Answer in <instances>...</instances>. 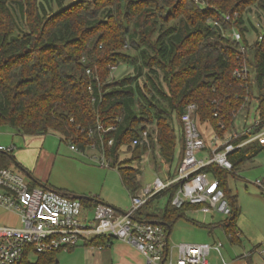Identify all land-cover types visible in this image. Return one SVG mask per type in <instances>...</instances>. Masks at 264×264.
<instances>
[{
	"label": "trees",
	"instance_id": "16d2710c",
	"mask_svg": "<svg viewBox=\"0 0 264 264\" xmlns=\"http://www.w3.org/2000/svg\"><path fill=\"white\" fill-rule=\"evenodd\" d=\"M234 11L238 17L233 22L222 20V13ZM251 13L263 17L264 0H0V126L20 135L56 133L84 150L93 142L98 145V122L115 125L104 134V142L113 137L106 156L119 166L131 194L140 187L139 169L131 162L148 149L131 142L146 129L151 146L158 144L174 176L184 150L180 116L188 103L198 107L203 136L210 129L225 138L245 96V107L251 100L257 102L260 122L254 130L264 128V39L249 45ZM232 25L241 30L247 46V79L233 75L240 45L224 34ZM121 63L131 72L109 79L111 67ZM216 107L221 108L218 116L213 114ZM124 146L133 148L130 157L121 159ZM249 149L231 156L233 167L249 158ZM12 158L0 151V168L9 166ZM213 172L225 191L226 171L213 167ZM176 188L173 183L153 196H169L158 218L170 230L188 207L198 208L174 206ZM231 206L223 226L237 239L239 210ZM163 227L168 236L170 231ZM111 241L96 237L91 243ZM57 253L38 254L34 262L24 257L20 264H49Z\"/></svg>",
	"mask_w": 264,
	"mask_h": 264
},
{
	"label": "built area",
	"instance_id": "2783aa9c",
	"mask_svg": "<svg viewBox=\"0 0 264 264\" xmlns=\"http://www.w3.org/2000/svg\"><path fill=\"white\" fill-rule=\"evenodd\" d=\"M198 1V0H194ZM238 12L222 13L224 22H233ZM255 39L249 45L264 39V18L253 16ZM211 24L219 25L217 20ZM231 40L239 43L237 64L233 75L239 79H247L250 68L247 56V46L243 42L241 30L232 25L228 30ZM111 68H114L112 66ZM86 72L89 74L90 69ZM91 90V87H88ZM235 111L233 117L245 108L247 101ZM197 105L188 103L180 116L184 136V150L177 172L174 176L162 179L156 177L151 187L142 194L131 195V205L125 213L101 203H96L90 213L80 199L68 194L40 186L31 187L23 174L12 167L0 168V208L16 212L20 217L19 226L0 225V264H20L24 257L32 254L49 252H69L79 246L97 247L91 240L96 237L118 239L132 244L145 257L146 264H173L175 260L181 264H208L206 256L211 248L219 250L220 242L207 243H179L169 247L167 233L159 224L144 223L135 218L138 211L158 192L165 190L173 183L177 184L171 203L180 207L184 204L198 206L202 212H218L230 215L232 208L226 198L222 181L214 175L213 167L231 171L234 155L245 143L257 141L264 145V128L254 130L259 124L257 118L253 123V130L247 128L243 132L231 130L221 139L215 132L206 140L197 123ZM221 113V108L214 109V116ZM98 145L93 142L88 149L92 159H98L101 165L109 166L106 149L113 144L110 136L104 142V134L114 131L116 126L97 124ZM244 135L238 142L233 140ZM148 131H141L139 137L132 139L131 145H148ZM72 151H80L75 143L69 145ZM16 149L14 143L9 146L0 145L1 152L12 153ZM255 185L264 192V177L255 180ZM254 251L264 260V241L255 247Z\"/></svg>",
	"mask_w": 264,
	"mask_h": 264
},
{
	"label": "rangeland",
	"instance_id": "374dc122",
	"mask_svg": "<svg viewBox=\"0 0 264 264\" xmlns=\"http://www.w3.org/2000/svg\"><path fill=\"white\" fill-rule=\"evenodd\" d=\"M250 16L254 20L253 16L256 14L251 13ZM224 34L228 35V31H224ZM248 37L254 40L255 32L250 30ZM253 58L251 52V62ZM129 72H131V67L121 63L118 68L110 69L108 78H119ZM257 118V102L251 100V104L242 108L234 117L232 128L239 132L252 127ZM199 129L203 130L200 127ZM206 131L204 137L208 140L211 137V131L210 129ZM20 138L22 137L7 125L0 126V145L9 146L12 143H18ZM41 138L42 151L36 163H34L35 157L32 156V177L34 179L60 191L94 195L122 210L130 207L131 193L122 182L119 166L112 162L109 166L101 165L98 159L91 158L92 154H97L93 149L72 151L69 147L70 142L61 140L59 134L48 133L42 135ZM148 141L146 153L140 160L131 162V166L141 168L139 175L141 187L152 184L157 176L164 178L171 168L160 156L158 144L154 143L152 147L150 139ZM254 144L259 148L257 154L243 162H238L231 171H226L222 175L227 200L230 206L232 202L239 210L236 225L242 231L241 237L238 239L229 237L223 226L229 216L215 211L202 212L189 208L185 210V215L179 217L172 225L167 236L169 247H174L179 243L214 244L220 242L222 245L219 250L211 248L206 256L208 264L257 263L255 260L260 257L254 249L264 241V192L255 185V180L264 177V146L259 143ZM124 149L125 146L122 148L121 159L131 156L132 150ZM177 152L178 148L176 155ZM10 167L19 171L13 163ZM21 173L26 182L30 183L31 178L22 171ZM168 201V195L159 197L161 207H165ZM0 225L19 226L20 217L16 212L0 208ZM111 242L110 246H103L101 249L79 246L69 252H59L49 264H121L122 262L129 263L130 259L138 264H146L145 257L133 245L122 246V241L115 238ZM175 250L173 248V264H181L175 260ZM37 257V254H32L27 257V260L34 262Z\"/></svg>",
	"mask_w": 264,
	"mask_h": 264
},
{
	"label": "crops",
	"instance_id": "0c3cea01",
	"mask_svg": "<svg viewBox=\"0 0 264 264\" xmlns=\"http://www.w3.org/2000/svg\"><path fill=\"white\" fill-rule=\"evenodd\" d=\"M247 129V128H246ZM249 129L253 130L252 127H249ZM245 129L239 131V132H243ZM20 135V134H19ZM22 138H20V140H18V143H14L18 146H16V150H14L11 154V156L13 157V159L23 168L25 169L29 174H31L32 176V156H34V163L37 162V160L39 159V156L41 154V151H42V138L41 136L42 135H20ZM243 137H245L244 135H241ZM254 143H258L257 141H249L247 143H245L234 155H239L241 153V151H243L245 148H250L246 153L245 155L248 156L249 158L250 157H253L255 154V151L258 150L259 148L257 147V145H255ZM264 146V145H263ZM257 154V153H256ZM246 160V159H245ZM243 162V161H241ZM13 162H10L7 166V167H10V165L12 164ZM14 164V163H13ZM139 169V172L137 174L138 176V181H139V175H140V171H141V168L138 167ZM172 176V167L170 168L169 170V174L164 176V178L162 179H167L168 177H171ZM159 177V176H157ZM36 180V179H35ZM36 182L40 183V184H43L41 183V181H38L36 180ZM153 184V183H152ZM152 184L150 185H147L145 187H139L134 193H132L131 195H139V194H142L143 191L149 187L152 186ZM29 185L31 187H34V186H38L36 183L35 184H32L31 182L29 183ZM44 186H46L47 188L50 187L51 189H54V190H57L51 186H47L45 184H43ZM76 194V193H74ZM88 196H92L94 198H97L98 200H100L98 197L94 196V195H89ZM161 196V195H160ZM152 197V199L150 200V202L147 203L138 211V213L136 214L135 218L137 220H159L158 216L161 214V212L163 211V208L164 207H161L160 204H159V197ZM102 201V200H100ZM104 202V201H102ZM106 203V202H104ZM108 204V203H107ZM85 207V211L87 213H90L91 212V209L93 208V205H84ZM189 208H194V207H188L187 209ZM186 209V210H187ZM195 210H199V208H194ZM122 210V209H121ZM200 211V210H199ZM184 215H185V212H184ZM236 232L238 234V238L241 237L242 235V231L241 229L236 225ZM167 242H168V239H167ZM263 242V241H262ZM261 242V243H262ZM122 246H124L126 244L127 247H129V243H126V242H123L122 241ZM112 244V242H110V244L108 246H110ZM132 245V244H131ZM121 247V246H120ZM135 247V246H134ZM138 251V250H137ZM57 256V255H56ZM260 257V256H259ZM255 261H257L256 264H264V260L260 257V259H256ZM121 264H138L135 260H132L130 259L129 263L127 262H122Z\"/></svg>",
	"mask_w": 264,
	"mask_h": 264
},
{
	"label": "water",
	"instance_id": "95a60500",
	"mask_svg": "<svg viewBox=\"0 0 264 264\" xmlns=\"http://www.w3.org/2000/svg\"><path fill=\"white\" fill-rule=\"evenodd\" d=\"M12 162L14 163V165H15L20 171H22L24 174H26V176H28L29 178H31V180H32L33 182H35L38 186H40V187H44L43 184H40V183L36 182V180L31 176V174H29L25 169H23V168H22V167H21V166H20V165H19V164L13 159V158H12ZM68 195H69L70 197H72V198H75V199L89 200V201L93 200V201H95L96 203H101V204H104V205H106V206H109V207L113 208L114 210H116V211H118V212H120V213H125L124 210H121V209H119V208H117V207H114V206H112V205H110V204L104 203V202H102V201H100V200H98L97 198H94V197H92V196H88V195H84V194H74V193H69ZM139 221L144 222V223L159 224V225H161V226H165V227H167V229H168V233H169V231H170L169 225L166 224V222L161 221V220H139ZM56 262H57V260H56Z\"/></svg>",
	"mask_w": 264,
	"mask_h": 264
}]
</instances>
